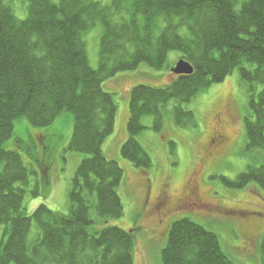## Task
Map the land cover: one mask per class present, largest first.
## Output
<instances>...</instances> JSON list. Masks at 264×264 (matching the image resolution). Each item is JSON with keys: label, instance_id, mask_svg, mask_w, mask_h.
I'll list each match as a JSON object with an SVG mask.
<instances>
[{"label": "trees", "instance_id": "obj_1", "mask_svg": "<svg viewBox=\"0 0 264 264\" xmlns=\"http://www.w3.org/2000/svg\"><path fill=\"white\" fill-rule=\"evenodd\" d=\"M27 8V17L19 19L0 0V264H134L135 230L110 224L124 214L125 170L104 150L115 130L117 103L103 84L144 63L172 72L171 51L194 71L173 73L164 87H132L122 157L137 170L150 169L152 159L138 140L146 129L143 118L151 116L160 132L173 102L176 125L196 127V115L185 104L238 69L255 116L245 126L252 157L246 171L224 181L236 188L255 182L264 189V0H28ZM98 23L103 33L93 67L84 34ZM65 112L74 117L67 147L83 156L69 189V209L42 203L29 214L24 200L29 192L43 193L52 167L46 155L50 136L38 131L26 143L16 139L29 163L5 143L18 118L44 128ZM37 144L34 153L30 145ZM38 171L43 179L33 185ZM260 249L264 263V238ZM161 264L238 263L216 233L182 218L170 227Z\"/></svg>", "mask_w": 264, "mask_h": 264}, {"label": "rangeland", "instance_id": "obj_2", "mask_svg": "<svg viewBox=\"0 0 264 264\" xmlns=\"http://www.w3.org/2000/svg\"><path fill=\"white\" fill-rule=\"evenodd\" d=\"M6 1L19 19L27 17L28 0ZM98 1L106 4L110 2ZM102 33L103 26L98 23L84 34L93 67L98 66ZM178 57V51L169 53L171 68ZM172 77L173 73L169 70H158L144 63L134 71L118 73L103 84L107 92L114 94L117 103L115 130L106 139L104 150L109 158L116 159L125 170L120 187L124 214L121 218L111 220L110 224L135 230L134 264H161V251L166 245L170 227L174 221L182 218H190L216 233L223 250L238 264H264L260 249L264 238V189L255 182L236 188L224 181V178L234 180L246 171L252 157L247 151L245 126L246 119L253 120L255 116L250 107L249 92L240 81L238 69L185 104L196 115V127L182 128L176 125L171 113L173 102L165 110L164 125L160 132L152 128L151 116L143 118L146 129L139 134L138 140L152 159L153 166L150 169L137 170L121 155L122 144L128 136L130 90L138 84L164 87ZM222 117L232 121L229 145L226 148H211L213 153L208 154V136L218 127ZM73 129L74 117L69 112L60 115L50 127H35L24 117L15 121L14 135L5 143V147L18 150L26 163L30 162L28 151L19 148L16 139L26 143L33 135L39 137L38 131L47 132L50 136L46 155L52 167L43 193L35 197L29 192L24 200V207L29 214L42 203L55 210L68 211L69 189L83 158L82 154L67 147ZM172 143H175L174 147ZM39 148V144L30 145L34 153L39 152ZM38 172V176L32 178L33 185L37 179H43L42 172ZM193 176L199 187L198 191L192 190L195 204L181 205L166 217L157 215L153 209L146 213L147 188L152 194L151 203L164 190L173 197H179L182 196L185 183ZM245 211L259 212L260 216L258 220L250 221L243 217ZM4 231L5 225L0 224V242Z\"/></svg>", "mask_w": 264, "mask_h": 264}, {"label": "flooded vegetation", "instance_id": "obj_3", "mask_svg": "<svg viewBox=\"0 0 264 264\" xmlns=\"http://www.w3.org/2000/svg\"><path fill=\"white\" fill-rule=\"evenodd\" d=\"M232 125V121L226 118H220L218 121V127L216 129H213L211 134L208 136L210 145L207 144L206 149L208 150V154H212V150L214 148L220 149V148H226L229 145L230 142V133L229 129ZM211 136V137H210ZM220 145V146H219ZM212 148V150H210ZM197 181L195 176H193L191 179H189L184 187L182 196L179 197H173L169 194L167 190L162 191L160 195L155 199L154 203H151V191L147 188L146 195H145V204L147 206L146 213L152 212V209L157 212V215L165 216L176 209L177 207L181 205H191L195 204L193 203L192 198L193 196V189L198 191ZM241 212V211H240ZM243 217L248 218V220H258L259 218V212H251V211H245V213H242ZM162 221V220H161Z\"/></svg>", "mask_w": 264, "mask_h": 264}, {"label": "water", "instance_id": "obj_4", "mask_svg": "<svg viewBox=\"0 0 264 264\" xmlns=\"http://www.w3.org/2000/svg\"><path fill=\"white\" fill-rule=\"evenodd\" d=\"M193 70L194 68L191 64L182 58L172 67V72L177 75H190L193 73Z\"/></svg>", "mask_w": 264, "mask_h": 264}, {"label": "bare ground", "instance_id": "obj_5", "mask_svg": "<svg viewBox=\"0 0 264 264\" xmlns=\"http://www.w3.org/2000/svg\"><path fill=\"white\" fill-rule=\"evenodd\" d=\"M192 66V65H191ZM193 67V66H192ZM194 71V70H193Z\"/></svg>", "mask_w": 264, "mask_h": 264}, {"label": "crops", "instance_id": "obj_6", "mask_svg": "<svg viewBox=\"0 0 264 264\" xmlns=\"http://www.w3.org/2000/svg\"><path fill=\"white\" fill-rule=\"evenodd\" d=\"M169 83V82H168Z\"/></svg>", "mask_w": 264, "mask_h": 264}]
</instances>
